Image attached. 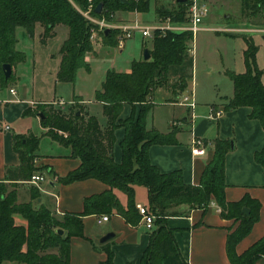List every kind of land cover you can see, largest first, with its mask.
I'll return each instance as SVG.
<instances>
[{"label":"trees","instance_id":"16d2710c","mask_svg":"<svg viewBox=\"0 0 264 264\" xmlns=\"http://www.w3.org/2000/svg\"><path fill=\"white\" fill-rule=\"evenodd\" d=\"M93 1L94 16L108 20L119 10L144 13L149 8V0ZM100 3L102 10L98 14L96 8ZM88 5L89 0H0V72L3 64L13 66L22 58L15 50L17 28H23L33 37L38 26L42 28L44 36L51 38L58 26H64L68 33L59 50L61 62L57 78L60 82L75 83L80 69L91 70L86 57L94 51L90 41L94 25L80 11ZM246 10L259 13L264 10V0H245L244 13ZM169 18L176 23H187V6H182ZM101 35L106 46H119L120 30H110L109 33L105 30ZM192 40L193 34L190 32H156L150 60L134 61L130 73L115 70L107 72L102 89L95 97L96 101L103 104L108 118L105 130L100 127L97 118H86L81 110L43 116L41 124L48 129L47 135L70 147L72 157L81 160V167L60 178L59 182L67 185L97 179L110 187L105 193L86 199L82 214H67L57 219L47 207H35L40 192L34 186L31 187L30 201L17 203L15 188L18 182L28 180L39 171L33 164L38 140L33 136L14 137L13 149L19 158V166L13 170L7 169L5 180L15 182H0V264H70V240L72 237L84 236V217L116 213L132 226L142 221L136 204L138 186L148 190L146 208L155 217L143 264H188L180 253L174 230L167 225L168 218L184 214L178 209L182 205L188 206L190 210H206L215 204L223 219L239 222L238 228L229 234L227 240L231 264H256L264 257V238L242 255L235 251L236 245L257 222L260 204L250 198L238 203L227 202L225 158L230 150L227 143L216 142L214 157L198 186L186 184L180 171L161 173L149 158L150 146L177 143L175 133L163 135L155 128L148 130L146 118L154 107L151 99L155 90L167 86L170 68L184 63L190 51L188 43ZM243 40L247 46L244 52L245 72L229 74L234 84V96L226 109L251 108L250 118L258 120L264 129V71L257 64L258 47L254 41L246 37ZM186 85L185 79H180L173 88L183 91ZM126 104L132 106L133 113L123 121L120 116ZM136 105H140L137 117ZM119 127L126 131L121 143L123 159L120 164L113 157L115 131ZM60 133L66 138L59 137ZM255 160L264 169V149L255 154ZM114 190L127 195V208L122 206ZM244 208L251 209L249 216L243 214ZM15 217H20L25 224H17ZM59 230L64 231V235L59 234ZM52 249H57V253H48ZM105 251L108 258L99 264H114L113 252L109 248H105Z\"/></svg>","mask_w":264,"mask_h":264},{"label":"crops","instance_id":"0c3cea01","mask_svg":"<svg viewBox=\"0 0 264 264\" xmlns=\"http://www.w3.org/2000/svg\"><path fill=\"white\" fill-rule=\"evenodd\" d=\"M171 1L177 10L182 6H187V0L184 2ZM204 1L210 7V14L206 19L230 20L237 17L234 25H226L223 31L225 34L242 40L248 35V38L252 39L258 47L256 59L259 68L262 69L260 65L261 45L256 42V32L251 29L253 25H250L252 18L255 19L258 16L259 20L260 11L255 14L253 10H246L244 13L245 0H239L240 6L236 10L237 13L235 11V14L226 15L228 10L223 9V13H220L221 10H218L217 7L223 8L227 0ZM154 3V19L158 16L168 17L170 15L164 7L156 4V0ZM150 5L151 0H149L147 11L150 10ZM145 13L146 11L139 13V11L119 10L115 13L117 17L115 24L116 26H126L134 24L135 21L139 23L140 20H146ZM149 24L144 26H151ZM250 26V29L241 31L242 27ZM37 28L41 29L37 26L35 32ZM201 29L204 30L203 27ZM258 36L264 43V34ZM243 42L247 48L244 40ZM100 47L103 45H99L98 48ZM104 47L111 50L118 49L120 53H123L125 45L123 48ZM98 48L95 49L97 54L93 51L92 56L98 55ZM57 49L59 62H61L60 46ZM152 49H148L149 52ZM189 53L193 54L194 48ZM132 64L125 71L126 73L131 72ZM11 68L13 72L14 67L11 66ZM175 68L171 67L169 70L167 86L155 90L151 99L154 107L147 115L146 125L148 130L155 128L163 135L175 133L177 143L150 146L148 151L150 161L161 173L170 174L180 171L186 184L198 186L207 165L214 157L216 142L222 141L229 145L230 150L225 158V197L227 202L238 203L250 198L260 204L257 222L250 233L235 247L236 253L242 255L264 238V169L255 160V154L264 149V129L258 120L250 118L251 108L226 109V105L234 94L230 97L219 96L218 93L209 89L206 95L199 96L194 74L192 73L190 77L184 70H173ZM180 79H185L187 84L183 91L173 88V85ZM262 81L264 83V76ZM10 90L13 89H9V94L5 96L0 95V182L4 181L6 184L15 182L5 180L6 170H13L19 166V158L13 149L14 137L33 136L38 140L37 150L41 149L40 146L43 142L51 148V151H40L39 154L34 155V167L39 170L38 173L45 177V182L39 187L40 198L34 206L47 207L57 219H62L67 214H82L85 211L86 199L101 195L110 190V187L97 179H88L67 185L60 183V178L66 177L81 167V160L72 157L70 147L50 138L47 135L48 129L43 128L41 124V113L38 111V107L50 106L55 102L34 101L23 95L17 96L14 90V94H11ZM98 91L96 88L88 96L79 92L69 103L71 105L78 104V111L81 110L86 118H97L100 127L105 130L108 126V118L104 113L103 104L95 99ZM185 97L189 98V101L184 102ZM192 99L195 102L194 109L189 106ZM162 108L167 109V112L162 113L159 110ZM139 112L140 105H136V117ZM132 113V106L126 104L120 119L125 121L131 117ZM33 123H36L40 130L36 133L37 135L31 132L30 125ZM5 127H8V130H5ZM125 135V128L116 129L113 157L118 164L123 159L121 143L125 139ZM195 138H202L207 142L209 148L205 156L195 157L192 154L191 146ZM18 184L24 185L25 183L19 181ZM31 187L15 188L17 203L22 204L30 201ZM114 193L122 206L127 208V195L119 190H114ZM136 204L137 206H148V190L145 187H136ZM178 209L184 214L168 218L167 225L175 232V239L184 260L188 264H231L227 252V240L229 234L238 228L239 222L235 219H223L220 209L215 204L206 210H190L186 205H182ZM103 216L106 215H89L83 218L84 236L72 237L70 240V264L102 263L108 258L105 248H109L113 252L114 264H143L142 259L150 244L152 232L147 228L146 223L142 220L132 226L116 213L107 215L109 220L99 223ZM15 221L17 224H25L20 217H15ZM108 233H113L114 238L104 246V244H100V239ZM256 264H264V257L256 261Z\"/></svg>","mask_w":264,"mask_h":264},{"label":"rangeland","instance_id":"374dc122","mask_svg":"<svg viewBox=\"0 0 264 264\" xmlns=\"http://www.w3.org/2000/svg\"><path fill=\"white\" fill-rule=\"evenodd\" d=\"M170 1L171 0H156V4L161 5L168 13L172 14L175 13L177 8L171 4L172 1ZM251 3L253 4V1H251ZM90 4H94V1L89 0L88 7L85 10L80 9L83 16L85 11L90 8ZM154 4V0H151L150 10L146 11L144 14L146 20L139 21L141 25H148L150 23L149 25L151 26L149 27L154 29L152 37L143 38L139 33H136L134 38L124 40L125 48L123 53H120L118 49L111 50L104 47L106 46L104 43L105 41L101 33H98L92 42L94 51L99 45H103V47L98 48V55H87L86 62L90 64L91 70L87 71L85 68L80 69L75 83H64L57 80L60 63L57 48H59V46L61 47L63 41L67 37L68 29L66 27L58 26L54 31V36L51 38L47 35L44 36L42 28H37L33 37H30L23 28H17L15 50L22 58L18 63L13 65V72L9 79H4L0 72V95L5 96L9 94V89H13L17 93V96L23 95L27 99L57 102V104H52L50 106H39L38 111L43 116L52 113L68 114L71 111L78 110V104L71 105V103H69L77 93L82 92L88 96V94L91 91L93 92L96 88L100 91L109 70L125 72L135 60L141 61L144 59L145 50L152 49L154 34L159 32V29L155 28L167 26L168 24H172L175 27L187 26L186 22L176 23L171 21L169 16L163 15L154 19ZM239 6V0H227L223 8L217 7V9L221 10L220 13H223V9L226 11L228 10L226 15H231L232 13L235 14ZM259 14L261 16H259V20L257 16L255 19L252 18V23L250 22L253 28H251V26L247 28L242 27L241 31L251 28L256 32V42L261 45L260 65L262 70H264V43L260 36H258L263 35L261 31L264 28V10L260 11ZM91 15L95 17L93 11ZM95 18L103 19L104 17ZM236 18L237 17H234L230 20H218L219 18L206 19L200 26V28L203 27L204 30L201 29L202 31H198L193 40L188 43L190 50L194 48V53H188L184 63L173 69L176 71L179 69L184 70L188 76L192 75V73L194 74L199 96L206 95L209 89H212L216 94L218 93L219 96H233L234 84L229 74L231 72L236 74L245 72L243 53L246 47L243 40L225 34L223 31L226 25H234L233 23L237 20ZM106 20L110 26H113L116 25L115 21L117 17L114 14L111 16V20ZM108 29L117 30L113 28ZM38 34L40 37L42 36V39L39 38ZM60 101H64L65 103L62 105ZM159 110H161L162 113L167 112V109L162 108ZM30 129L31 132L35 134L40 131L36 123L30 125ZM63 136V134H59V137ZM40 147L41 149L36 150L34 155L39 154L40 151H51V148L45 144V142H43ZM21 186L30 187L32 185H17L16 188ZM9 189L11 190V188ZM48 253H57V249H52L48 251ZM3 264L13 263L4 262Z\"/></svg>","mask_w":264,"mask_h":264},{"label":"built area","instance_id":"2783aa9c","mask_svg":"<svg viewBox=\"0 0 264 264\" xmlns=\"http://www.w3.org/2000/svg\"><path fill=\"white\" fill-rule=\"evenodd\" d=\"M93 10H94V6L93 4H90V8L84 13L86 19L94 25V27L91 30V37H90L91 42L94 41L98 33L104 32L108 28H113L121 31L122 35L119 38V46H118L120 48H123L124 40L133 38L136 33H139L143 38L152 37V32L154 31V29L149 26L141 25L138 22L126 26H116V25L110 26L105 18L97 19L93 17L91 15ZM209 11H210V7L206 1L187 0L188 21L186 27H175L172 24H168L167 26H163L155 29H159L158 31L162 33H165L166 31L190 32L193 34V38H194L195 34L200 30L201 24H203L204 20L208 17ZM261 32H263L264 34V28ZM10 93L14 94V91L10 90ZM187 101H189V98L185 97L184 102ZM64 103H65L64 101H60V104L63 105ZM53 104H57V102ZM189 106L192 109L195 108L194 99H192V102L189 103ZM5 130H8V127H5ZM208 148H209L208 144L204 139L195 138L192 142L191 151L195 157H202L207 154ZM44 182H45V177L41 173H33L28 180L24 181L25 184L32 185L38 189L40 185ZM137 208L139 209L140 214L142 215V220L146 223L147 228L152 231L154 228L155 217L148 213L146 207L138 205ZM108 220H109L108 216H103L99 220V223H103Z\"/></svg>","mask_w":264,"mask_h":264},{"label":"water","instance_id":"95a60500","mask_svg":"<svg viewBox=\"0 0 264 264\" xmlns=\"http://www.w3.org/2000/svg\"><path fill=\"white\" fill-rule=\"evenodd\" d=\"M123 1H124V2H127V0H123ZM178 1H180V2H184V1H186V0H178ZM101 10H102V3H100V4L97 6V8H96V11H97L98 14L101 13ZM109 31H110V29H107V30H106V33H109ZM150 59H151V54H150L149 50H145V52H144V60H145V61H148V60H150ZM1 71H2V75H3L4 79H6V80L9 79L10 76H11V73H12L11 65H9V64H3V65L1 66ZM78 115H79V112H78ZM40 119H41V120L44 119V117H43L42 114H40ZM250 213H251L250 209H248V208H244V209H243V214H244V215L249 216ZM59 234L64 235V231L59 230ZM113 238H114V234H113V233H108L107 235H105L104 237H102V238L100 239V244H106V243H108L110 240H112Z\"/></svg>","mask_w":264,"mask_h":264}]
</instances>
